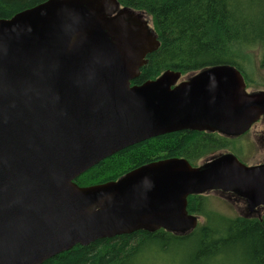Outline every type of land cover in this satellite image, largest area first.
<instances>
[{"label": "water", "instance_id": "95a60500", "mask_svg": "<svg viewBox=\"0 0 264 264\" xmlns=\"http://www.w3.org/2000/svg\"><path fill=\"white\" fill-rule=\"evenodd\" d=\"M157 38L117 0H45L0 18V264H41L137 230L186 233L197 223L187 197L209 190L244 197L250 213L264 206V163L230 152L74 182L145 139L182 130L238 137L264 118V91L247 92L230 64L132 83Z\"/></svg>", "mask_w": 264, "mask_h": 264}, {"label": "trees", "instance_id": "16d2710c", "mask_svg": "<svg viewBox=\"0 0 264 264\" xmlns=\"http://www.w3.org/2000/svg\"><path fill=\"white\" fill-rule=\"evenodd\" d=\"M43 1L0 0V18H9ZM117 1L120 6L149 14L159 41L158 47L146 55L132 83L154 79L166 70L186 73L230 64L248 85L244 63L248 51L255 48L260 65H264V0ZM234 139L197 130L161 134L102 159L74 182L104 183L135 167L166 158H184L196 165L216 151H232ZM187 210L204 218L187 233L161 228L152 232L137 230L75 245L41 264H264V214H223L212 210L202 194L187 197Z\"/></svg>", "mask_w": 264, "mask_h": 264}, {"label": "rangeland", "instance_id": "374dc122", "mask_svg": "<svg viewBox=\"0 0 264 264\" xmlns=\"http://www.w3.org/2000/svg\"><path fill=\"white\" fill-rule=\"evenodd\" d=\"M135 12L141 14V18L146 22L148 30L157 36L152 17L144 11L135 10ZM259 59L260 54L258 49L255 48L254 50L250 49L248 51V58L245 60L244 66L245 71L248 73L247 78L250 80V82L247 83L248 85H246V90L249 93L260 90L264 91V65H260ZM197 72L198 71L180 73L179 81L187 80ZM234 138L232 151L227 149L216 151L200 159L197 164L225 152L233 154L236 152L237 154L235 153L234 155L237 156L240 162L246 165H256L264 162V124L262 117L258 121H255L245 133ZM77 186L85 187L89 185L77 184ZM202 195L206 196V202H208V205L212 210H216L223 214L240 215L245 217H261L264 214L263 205L256 207L254 211L250 213L247 209L244 197L236 193L209 190L203 192ZM196 217V226L197 224H202L204 218L201 215H196Z\"/></svg>", "mask_w": 264, "mask_h": 264}, {"label": "flooded vegetation", "instance_id": "af4514ba", "mask_svg": "<svg viewBox=\"0 0 264 264\" xmlns=\"http://www.w3.org/2000/svg\"><path fill=\"white\" fill-rule=\"evenodd\" d=\"M260 118H261V117H260ZM260 118H259V119H260ZM259 119H258V120H259ZM258 120H256V121H258ZM253 123H254V122H253ZM253 123H252V124H253ZM263 124H264V118H263ZM235 156H236V155H235ZM236 157H237V156H236ZM261 163H264V162H261ZM261 163H259V164H261Z\"/></svg>", "mask_w": 264, "mask_h": 264}]
</instances>
